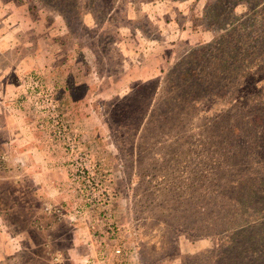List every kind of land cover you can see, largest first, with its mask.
<instances>
[{"label":"rangeland","instance_id":"374dc122","mask_svg":"<svg viewBox=\"0 0 264 264\" xmlns=\"http://www.w3.org/2000/svg\"><path fill=\"white\" fill-rule=\"evenodd\" d=\"M3 1L13 13L0 23L4 92H25L37 146L67 158L71 174L74 156L54 118L66 126L109 199L112 230L95 223L101 208L89 209L85 196L87 220L48 203L29 167L9 158L15 137L0 128V264H91L94 257L73 252L81 223L94 248L112 252L110 264H248L259 254L253 264H264V212L248 210L245 196L253 189L264 208V81L256 92H235L222 62L204 58L197 63L220 72L223 98L194 109L175 102L191 92L179 79L195 64L185 57L223 34L230 13L246 16L249 3L264 0ZM17 54L25 58L19 69ZM242 94L251 101L236 106ZM66 185L84 191L80 182ZM240 226L249 233L239 235ZM117 246L135 257L115 256Z\"/></svg>","mask_w":264,"mask_h":264},{"label":"trees","instance_id":"16d2710c","mask_svg":"<svg viewBox=\"0 0 264 264\" xmlns=\"http://www.w3.org/2000/svg\"><path fill=\"white\" fill-rule=\"evenodd\" d=\"M233 3L235 4L237 1L234 0ZM249 5L251 6L250 14L235 18L230 13V20L227 22V27L222 30L223 34L215 36L212 42L193 50L192 53L185 57L189 60L193 59L195 64L189 63L192 69L185 70L183 74H179V79L183 82L184 87L190 89L191 92H178L175 102L182 103L185 108L194 109L206 104H216L223 98L218 88L220 80L216 76L220 72L213 68L205 70L197 63L200 60L203 61L204 58L211 64L222 62V74L232 80L235 92H256V85L264 81V6L261 10L257 8L264 5V2L259 4L251 2ZM98 12L97 9L91 12L94 21L98 20ZM262 86L264 87V83ZM233 98L235 96L230 98V100H233ZM240 99L251 101V99H247L245 94H242L233 101L236 106L242 104ZM252 101L257 102L259 100L254 99ZM246 110H248L247 106L238 111L243 113ZM258 113L262 114L260 111ZM203 114L207 113L203 112ZM258 119L255 118V121ZM257 195L258 193L253 189L250 192H245L246 198L250 199L246 206L248 210L257 209L259 212H264V208H256L259 200H253V198H257ZM251 204H253V207H251ZM88 208L100 209L99 207L92 208L90 206ZM251 227H254V225ZM246 230H243L242 226H240L238 228L239 235L243 232L249 233ZM258 240L255 241L254 246L257 245ZM259 259L260 254L254 260L249 259L248 264L258 262Z\"/></svg>","mask_w":264,"mask_h":264},{"label":"crops","instance_id":"0c3cea01","mask_svg":"<svg viewBox=\"0 0 264 264\" xmlns=\"http://www.w3.org/2000/svg\"><path fill=\"white\" fill-rule=\"evenodd\" d=\"M7 2H11V0H8ZM2 6V7H1ZM9 3L4 2L3 0H0V17L2 16V21L6 18H9L10 16H13L9 9ZM20 13V10L17 12ZM24 13V12H22ZM25 18V17H24ZM6 25L9 24L10 21H6ZM19 27V25H18ZM19 29V28H17ZM21 29V27H20ZM10 46L15 47L13 44L9 43ZM17 48L20 47V43L18 42L15 44ZM9 48V47H8ZM17 69H19L22 65V63L25 61V58H20L19 54H17ZM3 84V76L0 77V105L2 107H7V112H4V118L5 121L3 125L0 126V128L7 130L8 134H11L15 137V140H10V143H15V145H18V148L14 149L11 148V160L16 159L17 161L21 162L22 165L28 169V177L31 179V181L39 188L41 193L45 194L46 201L50 204H66L69 205L70 208L73 210L77 207L85 208L87 205H83L81 203L82 197H84V191L80 188L79 191H77L78 186L71 185L67 186L66 182H77L74 181L72 178V173H67L65 165L62 164L65 160L67 161V158H59L57 160V157H55V150L54 148L49 145L48 147H41L37 146V143L39 142V136L37 138L36 132V126H29L26 123L25 119V111L22 110L24 107V103H22L20 100L23 99V96L25 92H10L14 91L13 89H9V86L7 85L8 90L4 92V89L6 88ZM11 99V102L8 100ZM15 101V102H12ZM17 103V105H16ZM10 105L12 107H10ZM14 108V109H11ZM16 109V110H15ZM10 110V111H9ZM16 125H18V129H21L23 132H25L26 129H31L29 132H25L23 135L21 132H12L13 128H16ZM20 127V128H19ZM12 129V130H11ZM34 130V131H33ZM31 134V137H28ZM12 137V136H11ZM27 137V138H26ZM17 141V142H16ZM32 141V142H31ZM12 145V144H10ZM22 146L21 148H19ZM79 149V148H78ZM70 176V178H69ZM79 183V182H77ZM82 186V185H81ZM83 188V186H82ZM85 203V202H84ZM74 215L77 217L76 211L74 210ZM87 217L79 216L78 220H84ZM80 224V223H79ZM79 226V227H78ZM78 228V229H77ZM77 231H74V246H73V252L75 253L76 250H82V254H85L86 257H94L93 260H91V264H96L97 262V256L99 257L101 262L100 264H110L109 258L111 257L112 252L108 251L106 248L103 249V247L99 250L98 246L95 248L93 247L94 243L92 240V237L89 235L87 231L86 225L81 223V225L76 226ZM79 233H82L83 237L81 238L78 236ZM94 242H96L94 240ZM128 248H123L124 253L126 256H128L129 259H132L131 257H135V251ZM99 250V251H98ZM96 251H98L96 253ZM86 252V253H85ZM74 255V254H73ZM118 258L115 259V263L113 264H119Z\"/></svg>","mask_w":264,"mask_h":264},{"label":"built area","instance_id":"2783aa9c","mask_svg":"<svg viewBox=\"0 0 264 264\" xmlns=\"http://www.w3.org/2000/svg\"><path fill=\"white\" fill-rule=\"evenodd\" d=\"M52 114L55 112V108L52 107ZM54 127L58 129V134L64 144L67 147V150L72 152L74 158L72 161V178L74 181L80 182L83 185L84 196L86 197V202L88 206L95 208H101V214L95 220V223H102L107 228L111 229V217L109 213V199L104 195L101 186L99 185L97 179L94 174L91 172L89 164V156L83 150H79L76 147L75 138L67 132L66 126H64L56 117L54 118ZM76 214L79 216L85 215V210L81 207H77L75 209ZM112 230V229H111ZM113 253L117 257H123L126 255L123 249L119 246L115 247ZM119 264H127L124 263L123 259L119 261ZM132 264V263H128Z\"/></svg>","mask_w":264,"mask_h":264}]
</instances>
